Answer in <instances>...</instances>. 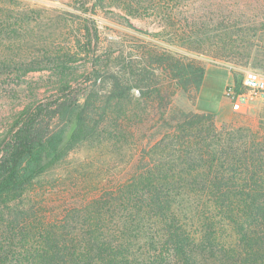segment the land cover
<instances>
[{
    "label": "trees",
    "instance_id": "trees-1",
    "mask_svg": "<svg viewBox=\"0 0 264 264\" xmlns=\"http://www.w3.org/2000/svg\"><path fill=\"white\" fill-rule=\"evenodd\" d=\"M247 1L253 19L220 22L221 39L178 33L172 44L236 61L225 56L228 30L240 45L264 37V0ZM94 11L80 18L73 44L87 67L60 71L56 91L21 109L0 139L1 263L264 264V122L217 125L214 113L173 106L176 89L199 92L205 67L156 42H143L125 65L100 59ZM213 22L203 21L205 31ZM25 60L4 58L13 68L0 69V78L23 75ZM93 145L108 149L114 165L77 173V201L47 209L43 189L6 204Z\"/></svg>",
    "mask_w": 264,
    "mask_h": 264
},
{
    "label": "rangeland",
    "instance_id": "rangeland-1",
    "mask_svg": "<svg viewBox=\"0 0 264 264\" xmlns=\"http://www.w3.org/2000/svg\"><path fill=\"white\" fill-rule=\"evenodd\" d=\"M254 5L247 0H0V69L13 68L2 64L4 58L20 56L27 59L22 65L27 69L23 75L0 78V139L21 109L56 91L60 71L80 72L87 67L85 60L77 58L73 44L79 20L89 14L90 8L95 9L93 17L100 30V59L116 57L119 66L125 65L138 56L145 41L195 58L204 65L211 82L197 93L176 89L173 106L186 111L214 113L217 125L244 120L253 127L258 126L264 122V99L253 100L244 111H234L222 85L233 83V73L236 78L247 71L264 75V37H254L249 40L250 44L240 45L238 34L228 30L225 39L227 47L232 48L225 56L231 55L236 61L213 58L172 44L178 33L191 40L206 36L211 40L221 39L218 24L230 25L253 19ZM16 20H21L19 24L23 28L13 34L10 28ZM125 20L136 28L128 26ZM206 20L215 23L214 27L209 26V31L203 26ZM195 24L198 27H194ZM31 60H38L32 66L39 68H29ZM163 80L165 86H171L165 74ZM137 94L138 90L134 88L132 96ZM88 164L92 167L114 165L108 149L100 150L94 145L82 147L39 177L29 194L6 199V204L12 206L22 197L35 196V192L45 189L46 208H64L79 199L81 192L77 186L82 179L77 173L86 170ZM1 261L0 257V264H3Z\"/></svg>",
    "mask_w": 264,
    "mask_h": 264
},
{
    "label": "built area",
    "instance_id": "built-area-1",
    "mask_svg": "<svg viewBox=\"0 0 264 264\" xmlns=\"http://www.w3.org/2000/svg\"><path fill=\"white\" fill-rule=\"evenodd\" d=\"M238 82V90L232 84L224 89L234 111H244L253 100L264 99V75L247 71L238 78Z\"/></svg>",
    "mask_w": 264,
    "mask_h": 264
},
{
    "label": "crops",
    "instance_id": "crops-1",
    "mask_svg": "<svg viewBox=\"0 0 264 264\" xmlns=\"http://www.w3.org/2000/svg\"><path fill=\"white\" fill-rule=\"evenodd\" d=\"M230 74V73H229ZM233 80V79H232ZM211 82V76L209 75V73L206 71L202 85L199 89V92L204 89L206 86H208ZM227 85H229L227 82H225L222 86L226 87ZM199 94V93H198Z\"/></svg>",
    "mask_w": 264,
    "mask_h": 264
}]
</instances>
